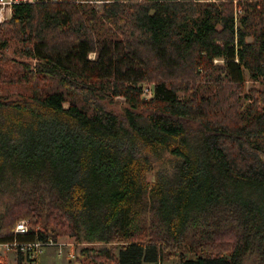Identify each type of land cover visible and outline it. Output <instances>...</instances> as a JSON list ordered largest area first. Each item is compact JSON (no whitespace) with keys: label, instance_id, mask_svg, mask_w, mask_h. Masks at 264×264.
<instances>
[{"label":"trees","instance_id":"1","mask_svg":"<svg viewBox=\"0 0 264 264\" xmlns=\"http://www.w3.org/2000/svg\"><path fill=\"white\" fill-rule=\"evenodd\" d=\"M77 1L0 23V242L26 219L76 264H264V0L237 26L232 0Z\"/></svg>","mask_w":264,"mask_h":264},{"label":"built area","instance_id":"2","mask_svg":"<svg viewBox=\"0 0 264 264\" xmlns=\"http://www.w3.org/2000/svg\"><path fill=\"white\" fill-rule=\"evenodd\" d=\"M61 0H0V23L11 14L12 7L19 4H33L35 2H59ZM110 0H88V1H77V2H90L97 5H102L109 2ZM197 1V0H194ZM202 1V0H199ZM208 2H216L219 0H205ZM239 0H232L234 4V21L235 26L238 25V19L242 15V8L238 5ZM243 1V0H242ZM151 96V86L149 84H143V97ZM28 232V226L26 221L21 220L16 223L13 234L14 237L11 241L0 242V258L13 254L14 256L21 254L24 256L22 264H41L40 259L47 248L53 247L57 249L56 255L58 257L63 255V249L68 248L66 256L68 260L75 258L73 253L74 245L72 242H62L54 240L50 237L45 239H35L32 241H23L17 238V235L26 234ZM76 246V245H75Z\"/></svg>","mask_w":264,"mask_h":264},{"label":"rangeland","instance_id":"3","mask_svg":"<svg viewBox=\"0 0 264 264\" xmlns=\"http://www.w3.org/2000/svg\"><path fill=\"white\" fill-rule=\"evenodd\" d=\"M94 5L96 6L97 9H100L102 7V5H97V4H94ZM9 17H10V15L7 18H9ZM7 18H5L3 21H5ZM238 25H239V19H238ZM19 49H20V44L13 42L8 46V48L5 51V54H6V56H9V57H15L16 59L24 60V59H20V56H18V54L16 53L17 50H19ZM90 56L93 57L94 55L91 54ZM25 60L30 62L32 59H29V60L25 59ZM35 61L36 60L33 59L32 64H34ZM213 62L215 64L221 63V61L218 59H215ZM144 83H147V84H149V86L152 87V84L150 82H144ZM252 86L260 87L258 82L246 80V88L248 89ZM16 96H17V89H15V88H0V100L4 101V105L9 103L13 99H15ZM147 98H149V97H146V99ZM115 104H116L117 108L122 106V104H123L122 99L116 98ZM0 114H2V117H3L2 119H0V125L2 124L3 126H5V125L12 124L15 116H17L18 113L14 110H7V109L5 110V108H3V109H0ZM5 114L9 115V118L6 120L7 124L5 123ZM153 178H154L153 174L149 173L147 175V179L149 181H152ZM18 195H19V191L13 192L11 190V187L5 186V181L0 182V217L3 214L5 207L13 201L12 199L14 197H17ZM22 220L26 221V224L28 226V221L26 219H22ZM19 221H21V220H19ZM58 240L62 241V242H72L73 244H75L76 246L75 245L73 246L74 247L73 253L75 254V256L78 254V252L80 251L82 246H84V244H76L75 241L69 237H59ZM95 247H102V245L101 246L95 245ZM67 249L68 248L63 249V255L58 257L56 255L57 249H55L53 247L47 248L45 250L43 257H41V259H40L41 264H74V263L76 264L74 259H72L70 261L68 260L66 253L68 252L69 249L68 250ZM116 252H118L117 249H116ZM8 256H11V254ZM80 264H92V262L88 258L84 257L83 259H81ZM142 264H179V260H178V258H173V259L167 260L165 262H156V263L143 262Z\"/></svg>","mask_w":264,"mask_h":264},{"label":"crops","instance_id":"4","mask_svg":"<svg viewBox=\"0 0 264 264\" xmlns=\"http://www.w3.org/2000/svg\"><path fill=\"white\" fill-rule=\"evenodd\" d=\"M43 255L41 257H43ZM3 258L8 264H16L17 263L16 262V256H14L13 254H11V256H8V255L7 256H3Z\"/></svg>","mask_w":264,"mask_h":264}]
</instances>
